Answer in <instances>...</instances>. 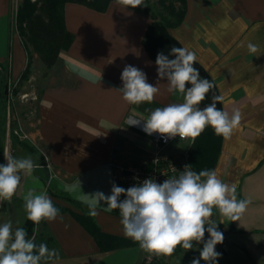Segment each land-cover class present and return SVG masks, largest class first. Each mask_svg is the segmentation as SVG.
I'll use <instances>...</instances> for the list:
<instances>
[{
  "label": "crops",
  "instance_id": "crops-1",
  "mask_svg": "<svg viewBox=\"0 0 264 264\" xmlns=\"http://www.w3.org/2000/svg\"><path fill=\"white\" fill-rule=\"evenodd\" d=\"M12 3L0 0V165L7 163V147L13 158L30 156L38 167L26 177L20 173V190L11 203L0 200V225L11 222L13 231L23 228L27 215L20 191L46 192L60 215L34 224L29 238L35 235L37 246L46 244L59 255L41 264H191L199 259L203 242H193L190 250L178 246L171 256L146 252L137 242L101 251L73 215L89 213L94 193L111 195L116 167L147 166L154 144L141 129L128 125V116L146 119L157 107L183 102V96L167 91L166 78H158L157 65L142 44L150 17L117 2L105 12L68 3L64 19L74 40L46 68L26 50ZM186 6L183 22L170 33L196 53L214 79L223 111L242 113L230 138L222 136L213 170L236 186L237 200L250 203L238 221L213 209V221L224 235L215 248L221 254L217 264H264V0H186ZM249 42L259 47L257 53L249 52ZM126 65L140 69L149 84L159 87L151 103L123 99L119 89ZM26 67L27 83L36 79V72H45L37 75L40 90H29L36 99L21 109L16 104L29 135V140L19 141L6 124L5 94L8 83L23 81ZM191 144L174 140L164 147H173L171 153L163 148L161 155L188 165ZM96 211L90 216L103 233L127 238L118 209L107 210L102 202ZM203 239H209L207 231ZM200 264L206 262L201 259Z\"/></svg>",
  "mask_w": 264,
  "mask_h": 264
},
{
  "label": "clouds",
  "instance_id": "clouds-1",
  "mask_svg": "<svg viewBox=\"0 0 264 264\" xmlns=\"http://www.w3.org/2000/svg\"><path fill=\"white\" fill-rule=\"evenodd\" d=\"M119 3L126 9H134L141 6L143 0H119ZM247 48L253 54L259 51V47L251 42ZM170 51L175 58L169 59L163 52L157 54V75L160 80L166 78L167 91L183 96V102L157 107L146 119L130 116L128 125L136 126L144 121L146 134L158 133L166 140L178 136L181 140L191 138L194 141L208 126L217 135L230 138L242 120V113L234 110L230 115L218 109L216 102L223 100L221 96H213V102L200 109L198 105L215 85L200 78L199 71L193 66L197 60L195 52L175 46ZM121 80L123 87L119 91L129 104L151 103L160 91L158 86L147 82L143 71L131 65L125 66ZM4 157L7 163L0 165V200L11 203L20 190V173L29 176L38 166L30 156L16 159L5 153ZM20 194L27 219L33 224L39 225L42 220L55 221L60 215L46 192L35 194L29 190L26 195L22 191ZM122 194L126 199L121 201ZM91 197L93 203L89 204L88 214L96 216V206L102 202L107 205V210L118 209L123 234L146 252L171 256L178 246L190 250L193 242H203L200 258L193 259L191 264H200L201 259L206 264H217L221 256L215 248L223 242L224 235L218 230V224L210 219L213 209H218L220 215L230 221H238L250 203L237 200L236 186L223 182L217 171L197 173L190 166H185L178 178L163 183L149 178L127 189L113 184L111 195L96 192ZM205 231L209 234L206 242L203 239ZM58 255L56 249L49 250L46 244L37 246L35 235L28 238L26 229L13 231L11 222L0 225V264H41L58 258Z\"/></svg>",
  "mask_w": 264,
  "mask_h": 264
},
{
  "label": "trees",
  "instance_id": "trees-1",
  "mask_svg": "<svg viewBox=\"0 0 264 264\" xmlns=\"http://www.w3.org/2000/svg\"><path fill=\"white\" fill-rule=\"evenodd\" d=\"M112 2L119 0H21L17 6L15 21L22 42L30 54L35 52L46 68L52 67L58 60L59 53L66 51L74 40L65 25L64 10L68 3H75L97 12H105ZM157 5L166 11L159 14ZM186 0H143L141 6L133 10L146 14L150 22L145 30L142 44L150 59L155 62L157 54L163 52L169 59L171 48L183 47L180 42L170 33V29L178 27L186 14ZM200 73L201 79H208L215 87L206 94L205 99L198 105L200 109L213 102V96H221L214 79L196 60L193 65ZM29 73L26 67L22 78ZM191 85H187L190 87ZM216 106L223 111L222 101H217ZM222 136L215 133L211 126L205 128L199 137L191 144L188 152V166L199 173L202 170H213L220 151ZM74 217L93 236L101 251L126 247L136 244L132 239L112 236L103 233L93 218L88 214L73 212ZM33 222L26 219L23 228L30 237ZM139 264H144L140 262Z\"/></svg>",
  "mask_w": 264,
  "mask_h": 264
},
{
  "label": "built area",
  "instance_id": "built-area-1",
  "mask_svg": "<svg viewBox=\"0 0 264 264\" xmlns=\"http://www.w3.org/2000/svg\"><path fill=\"white\" fill-rule=\"evenodd\" d=\"M17 6L18 5L16 0L15 15H16ZM17 88H18V81L7 84L6 94H5L6 124L10 133L13 136H15L19 141H26L29 140V135L25 131L19 120L18 117L19 112L16 107V104L17 103H19L20 105L28 104L36 99V95L32 91L19 92L17 91ZM28 114L32 115L33 110H30ZM130 116H128V118ZM143 123L144 122L141 121L140 125H136L134 127L139 128L143 131ZM143 132L146 133L145 131ZM149 136L154 144L155 151L153 152L152 156L149 158L147 166L140 167V166L132 165L127 167H123V166L116 167V171L113 176V181L115 185L127 189L129 187L142 184L144 180L149 178L153 179L156 183H163L167 179H171L173 177L178 178L180 172H183L185 170V166H188L185 162L173 160L169 157L161 155L160 153V151L165 146L170 144L172 141L181 140L178 136L173 139H167V140L164 137H161L160 134L158 133H153ZM183 140L189 142L190 144L194 142L191 138H186ZM6 153L9 154V150L7 147H6ZM124 199H126V196L122 194L119 197V200L122 201ZM210 219L214 220L213 215L210 217ZM205 227L207 228V225Z\"/></svg>",
  "mask_w": 264,
  "mask_h": 264
},
{
  "label": "rangeland",
  "instance_id": "rangeland-1",
  "mask_svg": "<svg viewBox=\"0 0 264 264\" xmlns=\"http://www.w3.org/2000/svg\"><path fill=\"white\" fill-rule=\"evenodd\" d=\"M20 1H21V0H17V5L19 4ZM151 1H152L153 4H156V0H151ZM168 1H169V0H168ZM12 5L14 6V10H15V7H16V0H13ZM156 11H157L159 14H165V13H166V11L163 10L159 5H157ZM33 53L36 54L35 52H33ZM33 58H34V56H33ZM28 61H30V58L28 59ZM28 64H29V63H28ZM32 64H33V62H32ZM27 68H29V67H27ZM33 72H34V71H33ZM44 72H45V69H42V70H41L40 72H38V73L36 72V74L34 75V77H35L36 79H33L31 83H27L28 76L30 75V74L28 73L27 76L23 78V81H21V82L19 83L18 88H17V91H19V92H25V91H29V90L36 89V88H37V91H39L41 86L37 84V83H38V76H41V74L44 73ZM37 75H38V76H37ZM17 107H18L19 109H21L19 103H18ZM170 149H173V147H171V146L169 145V146L166 148V151L169 152V153H171V152H170ZM166 151H165V148H164L163 153H165ZM160 153H162V150L160 151ZM162 155H163V154H162ZM151 254H152V253H151ZM173 254H174V253H173ZM173 254H172V255H173ZM148 255H150V254L148 253Z\"/></svg>",
  "mask_w": 264,
  "mask_h": 264
}]
</instances>
